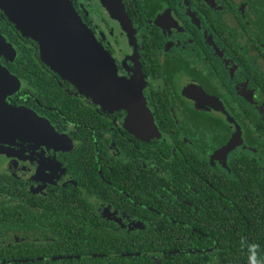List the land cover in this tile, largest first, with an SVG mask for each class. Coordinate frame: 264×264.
<instances>
[{
  "label": "flooded vegetation",
  "instance_id": "af4514ba",
  "mask_svg": "<svg viewBox=\"0 0 264 264\" xmlns=\"http://www.w3.org/2000/svg\"><path fill=\"white\" fill-rule=\"evenodd\" d=\"M67 2L124 86L86 96L0 12V264L81 260L78 229L112 264H264V0Z\"/></svg>",
  "mask_w": 264,
  "mask_h": 264
},
{
  "label": "water",
  "instance_id": "95a60500",
  "mask_svg": "<svg viewBox=\"0 0 264 264\" xmlns=\"http://www.w3.org/2000/svg\"><path fill=\"white\" fill-rule=\"evenodd\" d=\"M0 12L8 21L16 24L15 29L21 37L37 44L42 63L59 74L63 80L79 86L81 84L78 82H82L87 92L93 90L99 94L98 99L101 102L103 100L106 104L119 103L113 99V96L118 95H115V92L107 94L108 89L104 84L106 79L114 85H110V91L121 90L124 85L119 83L120 80L114 76L115 74L110 75L104 72L102 75L105 79L98 81V72L89 70L85 64H82V58L75 43V38L78 42L83 39L82 25L70 4L65 0H0ZM0 52H2L0 56L14 54L11 46L1 35ZM75 59L80 62L79 65L86 68L85 77H80ZM0 72H4L7 76L1 66ZM5 79L0 74V80L5 81ZM82 89L85 90L83 87Z\"/></svg>",
  "mask_w": 264,
  "mask_h": 264
},
{
  "label": "trees",
  "instance_id": "16d2710c",
  "mask_svg": "<svg viewBox=\"0 0 264 264\" xmlns=\"http://www.w3.org/2000/svg\"><path fill=\"white\" fill-rule=\"evenodd\" d=\"M66 81V80H63ZM68 82V81H66ZM69 83V82H68ZM70 84V83H69ZM167 226H170L169 224ZM67 235H74V240L76 243H79L80 246L78 250L75 252V254L80 255L82 257L81 260H71L68 262L64 263H57V264H112L111 259H88L91 255H102V254H108L112 252V248L107 246L105 238L101 237L99 233L93 232L92 236L88 232L81 231L79 230H66ZM166 233V232H165ZM165 233H159V232H152L149 231L146 233V241H149L152 237H158L159 242L165 239L168 236V233L165 235ZM169 235L175 236V230L169 233ZM59 239L58 242L62 241V238H57ZM173 249L175 247H172ZM172 248H162L163 250H170ZM5 250V249H4ZM150 247L148 244H146L145 250L144 251H149ZM6 256V253L0 249V258H4ZM138 262V260L135 259H126L125 264H134Z\"/></svg>",
  "mask_w": 264,
  "mask_h": 264
},
{
  "label": "rangeland",
  "instance_id": "374dc122",
  "mask_svg": "<svg viewBox=\"0 0 264 264\" xmlns=\"http://www.w3.org/2000/svg\"><path fill=\"white\" fill-rule=\"evenodd\" d=\"M66 2H67V0H65ZM68 3V2H67ZM77 19H78V17H77ZM79 20V19H78ZM9 23H11L13 26L14 25H16L15 23H12V22H10V21H8ZM79 23H81L80 21H79ZM14 29H15V26H14ZM82 30L84 29L86 32H87V28L83 25V28H81ZM16 30V29H15ZM17 31V30H16ZM18 32V31H17ZM19 33V32H18ZM19 35L21 36V34L19 33ZM0 74H1V76L2 77H5L6 78V74L4 73V72H0ZM76 81V80H75ZM78 82V81H77ZM78 83H80L81 84V86L85 89V90H83L82 89V87L81 86H79V85H76V87H78L79 88V90L83 93V94H85L86 96H90V93H88L87 91H86V87H85V85L82 83V82H78ZM87 90H90V89H87ZM91 93H93L92 91H91ZM3 108V107H2ZM1 141H4L3 139H1L0 138V142Z\"/></svg>",
  "mask_w": 264,
  "mask_h": 264
},
{
  "label": "snow or ice",
  "instance_id": "6c2138e0",
  "mask_svg": "<svg viewBox=\"0 0 264 264\" xmlns=\"http://www.w3.org/2000/svg\"><path fill=\"white\" fill-rule=\"evenodd\" d=\"M0 54H2V52H0ZM11 86H15V84L13 83ZM20 119L26 120V119H28V117L26 115L21 114L20 115ZM49 135L55 140H59L60 139L59 137H54V134L49 133ZM48 166L52 167L53 170H54L55 167L57 166L56 163H55V160L49 161L48 162Z\"/></svg>",
  "mask_w": 264,
  "mask_h": 264
}]
</instances>
